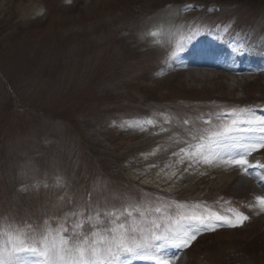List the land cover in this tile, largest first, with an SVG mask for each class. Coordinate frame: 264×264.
<instances>
[{
	"label": "rangeland",
	"instance_id": "rangeland-1",
	"mask_svg": "<svg viewBox=\"0 0 264 264\" xmlns=\"http://www.w3.org/2000/svg\"><path fill=\"white\" fill-rule=\"evenodd\" d=\"M215 41L264 58V0H0V215L42 221L89 195L207 202L249 219L201 232L189 252L168 247V263L264 264V168L180 152L201 117L264 115V68L203 65L198 48ZM147 118L143 131L120 127ZM247 159L264 165V148Z\"/></svg>",
	"mask_w": 264,
	"mask_h": 264
},
{
	"label": "snow or ice",
	"instance_id": "snow-or-ice-1",
	"mask_svg": "<svg viewBox=\"0 0 264 264\" xmlns=\"http://www.w3.org/2000/svg\"><path fill=\"white\" fill-rule=\"evenodd\" d=\"M199 31L192 29L177 42L170 58H175ZM146 34L154 38L160 31L149 27ZM200 121L202 127L192 122L190 140L181 153L208 165L223 161L246 173L253 167L264 168L247 159L252 151L264 148V115L241 108L227 114H208ZM145 124L153 125L154 120H125L120 127L127 125L143 131ZM57 184H62L59 176ZM33 186L39 187L40 182ZM256 203L264 211V197H256ZM69 217L74 218L70 225ZM248 219L238 210L225 214L207 202H167L156 197L144 203L142 198L137 201L127 194L93 200L89 195L78 209L60 216L53 214L42 221L18 218L11 210L0 215V264H168V247L185 248L201 232L220 226H242Z\"/></svg>",
	"mask_w": 264,
	"mask_h": 264
},
{
	"label": "bare ground",
	"instance_id": "bare-ground-1",
	"mask_svg": "<svg viewBox=\"0 0 264 264\" xmlns=\"http://www.w3.org/2000/svg\"><path fill=\"white\" fill-rule=\"evenodd\" d=\"M208 61V60H207ZM193 66V65H192ZM198 66V65H197ZM203 68V67H202ZM217 73V72H216ZM259 184V183H258ZM177 261V260H176ZM168 264H170V263H168Z\"/></svg>",
	"mask_w": 264,
	"mask_h": 264
}]
</instances>
